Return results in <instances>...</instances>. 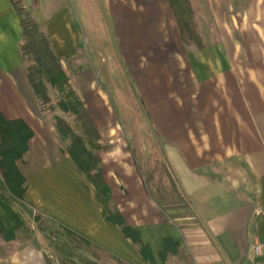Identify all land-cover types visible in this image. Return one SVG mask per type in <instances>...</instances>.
I'll return each instance as SVG.
<instances>
[{
    "label": "crops",
    "instance_id": "1",
    "mask_svg": "<svg viewBox=\"0 0 264 264\" xmlns=\"http://www.w3.org/2000/svg\"><path fill=\"white\" fill-rule=\"evenodd\" d=\"M27 1L23 0L25 7L62 65L81 49L80 31L67 9L70 1H77L83 22L79 27L86 29L83 46L93 53L88 37L94 17L104 11L116 27V36L123 45L119 54L135 82H152L160 91L158 84L163 80L154 79L151 70L164 71L172 60L179 62L176 77L188 70L195 79L191 89L197 111L176 112L172 118L165 114L163 119L170 118L177 126L174 132L165 133L169 138L165 154L195 211L194 223L175 224L159 214L134 170H129L131 177L121 180L123 196L103 179L116 208L138 231L159 264L165 239L175 245L166 247L163 264H251V245L264 243V81L258 77L264 64L254 68L243 63L244 36L231 33V28L238 27L236 19L215 41L203 42L183 54L186 43L168 0H63L61 7L57 0ZM244 1L189 0V4L204 7L212 22L220 14L223 23L231 8L240 7ZM252 1L264 7V0ZM54 2V13L41 18L42 8H51ZM200 35L209 37L208 33ZM21 43L19 16L10 0H0V115L6 120H21L32 132L24 151L14 161L26 190L20 201L0 192V221L14 235L20 228H33L37 213L125 264H151L119 226L103 217L101 196L64 151L62 138L53 121L43 115L41 101L29 81ZM96 67L103 71L98 60ZM88 76L85 71L80 82H91ZM142 87L147 98L154 97L151 88ZM107 103L111 108L109 99H101L100 110L95 112L92 103L86 102L85 107L96 120ZM180 120L191 121L190 127L177 124ZM4 179L0 165V182ZM15 241L0 235V264H6L2 261L6 244Z\"/></svg>",
    "mask_w": 264,
    "mask_h": 264
},
{
    "label": "rangeland",
    "instance_id": "2",
    "mask_svg": "<svg viewBox=\"0 0 264 264\" xmlns=\"http://www.w3.org/2000/svg\"><path fill=\"white\" fill-rule=\"evenodd\" d=\"M12 1L17 7H23L27 10L23 0ZM245 1L240 7L231 8L228 18L224 16L223 23L220 14L215 16L213 22L210 21V16L208 15L207 18L204 7H186L184 15L187 17L190 14L192 21L197 19V21H193L195 31L203 35L208 33L209 37L207 39L200 35L199 40L191 39L189 45L183 44V54L184 51L189 52L195 46L203 45V42L215 41L216 36H220L222 30L231 28L232 23L237 22L238 27H234L237 29L231 28V33L237 37L241 34L244 36L242 43L244 46L243 63L246 67L253 66L254 68L264 64V7L256 6L252 0L247 2V5ZM57 2L60 3L59 7H61L63 0H57ZM74 3L70 1L67 9L75 19V25L81 34L82 44L76 55L68 61H63V66L70 80V87L84 103H92L94 112L95 109L100 110L98 103L101 99L104 102L110 100L111 108L107 103L105 110L98 111V119L95 120L91 117L99 133L98 142L101 149L98 151L100 157L98 165L102 168V176L106 178V182H109L117 193L123 196L125 191L120 185L121 180L131 177L132 171L129 170H134L135 174L142 179L144 187L159 214L175 224L194 223L195 211L183 193L165 154V149L169 145V138L165 133L169 134L172 130L174 132V128L177 129V126L172 119H163V116L171 114L172 118L176 112L190 114L197 111L196 97L193 96L191 89V82H194L195 79L192 80L188 70L180 74L181 77H176L179 62L172 60L166 64L168 68L164 71L157 73L151 70L154 79L163 80L158 84L161 88L160 91L153 87L152 82H135L130 72L125 69L123 56L119 54L123 45L116 36V27L110 22L111 18L105 15L103 8V12L97 9L98 13L96 10L99 15L94 17V28L90 32L91 37H88V46L90 45L93 50L91 53L83 46V36L86 29L84 28L83 31L79 27L80 22L81 25L83 24L81 10L79 11L77 1ZM52 4V6L49 5L51 8H42L41 18L49 17L54 13L57 3ZM27 12L25 11L23 19L25 27L30 29L26 15L29 17L32 15L28 10ZM154 22L157 25V20ZM38 31L44 34L39 25ZM211 34L212 36H210ZM249 34H252L251 38ZM34 40L39 42L38 38ZM22 50L26 69L39 66L35 59L36 45L25 41ZM250 58L251 62L249 61ZM97 60L102 64V72L96 67ZM85 71L91 82H80ZM101 73L104 75L102 78ZM158 74L159 77H157ZM258 74V77L264 81V70H259ZM142 84L151 88L148 89L153 92V98H147ZM46 86L50 101L45 104L41 103L43 115L53 122L54 117L59 116L66 120L73 135L84 134L85 127L79 115L71 111L65 112L59 107L58 102L64 94L56 90L50 83H46ZM177 99L182 100L181 103ZM190 122L189 120H180L177 124L188 129ZM0 133L4 137L11 138L16 144L15 148L4 159L3 166L7 172L6 179L10 187L17 188L19 173L15 168L14 161L24 148L26 131L20 126H15L14 130H10L1 125ZM61 138L66 153L74 149L70 137ZM79 159L86 166H97L93 159L88 160L84 157H79ZM94 172V168L90 170V173ZM123 200H125L124 197ZM103 204L107 214L118 210L111 194L108 202L103 201ZM185 217H189V219H183ZM190 217L193 218L190 219ZM15 238V243L6 244V254L2 259L6 264H14L15 262L39 264L45 263V259L50 264H125L123 261L92 246L64 227L40 217L37 213H35L33 228L18 229L12 239Z\"/></svg>",
    "mask_w": 264,
    "mask_h": 264
},
{
    "label": "trees",
    "instance_id": "3",
    "mask_svg": "<svg viewBox=\"0 0 264 264\" xmlns=\"http://www.w3.org/2000/svg\"><path fill=\"white\" fill-rule=\"evenodd\" d=\"M10 1L19 16L22 27L21 53L23 60H25L22 50L23 42L29 41L31 44L37 46L35 59L39 66L27 68L29 81L35 89L41 103L45 104L50 101L46 86V83H50L53 87H55L56 90L64 94L63 98H61L58 102L61 110L65 112L71 111L75 114H78L80 119L83 120L85 133L80 135H73L72 130L67 124L66 120L59 116L54 117L53 125L61 137H70L71 145L74 149L68 152L69 156L73 159L77 167L83 173H85L89 181L97 190L98 194L106 203L110 199V189L103 179L102 168L98 165L100 162L98 151L101 149V145L98 142V130L86 110L84 101L80 99L75 91L70 87L69 78L63 68L62 62L60 58L53 53L47 36L38 31V24L36 20L32 16L29 17L28 15L26 16L29 21L30 29H27L23 19V15L25 14V11L27 12V10H25L23 7H17L12 0ZM168 2L183 41L186 44H190L189 42L191 39L199 40L200 38L194 29L191 15L189 14L187 17L184 15L185 8L190 6L189 0H168ZM35 38H38V43L35 42ZM198 47H200V45H198ZM1 125L8 127L10 130H14L15 126H20L26 131L25 144L22 150L23 152L27 141L32 136L31 130H29V128L21 120H6L0 115V126ZM15 146L16 144L11 138L4 137L2 133H0V165L3 175L5 176L4 181L0 182V192L2 196L13 195L17 201H20L24 191L26 190L24 180L19 174V183L17 184V188L10 187L6 179L7 172L3 166L4 159L12 151V149L15 148ZM22 152L18 155V157H20ZM79 157H84L88 160L93 159L97 166H86L79 159ZM93 168L95 169V172L90 173V170ZM103 217L120 227L124 236L132 240V242L136 245L139 254L146 261H149L151 264H159L153 256L149 246L141 240L138 231L125 221L118 210H115L110 214H107L105 211H103ZM0 235L6 240L13 238V231L7 230L1 221ZM81 239L87 242L86 239ZM172 244L174 243L169 239H165L163 241V252L159 253L158 255L161 261L160 264H163L165 261L166 247H169ZM45 264H50V262L45 259Z\"/></svg>",
    "mask_w": 264,
    "mask_h": 264
},
{
    "label": "built area",
    "instance_id": "4",
    "mask_svg": "<svg viewBox=\"0 0 264 264\" xmlns=\"http://www.w3.org/2000/svg\"><path fill=\"white\" fill-rule=\"evenodd\" d=\"M264 243L256 242L251 245V264H264Z\"/></svg>",
    "mask_w": 264,
    "mask_h": 264
}]
</instances>
